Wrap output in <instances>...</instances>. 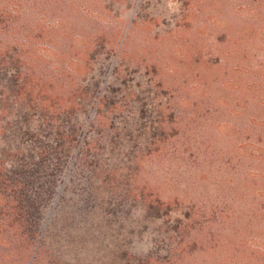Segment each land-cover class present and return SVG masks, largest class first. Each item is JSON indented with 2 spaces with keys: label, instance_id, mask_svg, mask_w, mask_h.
<instances>
[{
  "label": "rangeland",
  "instance_id": "1",
  "mask_svg": "<svg viewBox=\"0 0 264 264\" xmlns=\"http://www.w3.org/2000/svg\"><path fill=\"white\" fill-rule=\"evenodd\" d=\"M24 6L30 23L38 7ZM50 11L53 61H76L79 81L106 91L116 103L93 95L86 108L109 109L112 133L127 136L108 149L109 178L59 176L49 246L65 264H264V0H61ZM163 135L176 145L150 153Z\"/></svg>",
  "mask_w": 264,
  "mask_h": 264
},
{
  "label": "trees",
  "instance_id": "2",
  "mask_svg": "<svg viewBox=\"0 0 264 264\" xmlns=\"http://www.w3.org/2000/svg\"><path fill=\"white\" fill-rule=\"evenodd\" d=\"M60 1L0 0V264H65L49 246L44 229L48 201L63 197L59 176L70 172V182H76L73 173H89L83 178L87 187L93 170L109 178L114 163L105 156L110 146L113 151L121 147L118 141L127 136L123 131L114 136L118 126L109 109L101 112L100 108L92 117L86 108L84 100L93 95L116 103L108 102L106 91L98 83L79 81L78 69L71 66L76 61L68 66L53 61L61 23L52 26L50 17L40 11L47 5L49 13H57ZM29 2L38 7L30 23L23 9ZM67 42L71 50L78 47L74 39ZM62 67L67 84L59 88L57 70ZM82 111H86L84 118H80ZM98 127L109 131L99 133ZM171 141L163 135L146 145L157 147L150 153H159ZM149 197H155L161 207L168 203L156 193Z\"/></svg>",
  "mask_w": 264,
  "mask_h": 264
}]
</instances>
